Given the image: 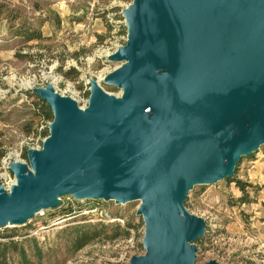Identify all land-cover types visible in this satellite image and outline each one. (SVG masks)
<instances>
[{
  "label": "water",
  "instance_id": "95a60500",
  "mask_svg": "<svg viewBox=\"0 0 264 264\" xmlns=\"http://www.w3.org/2000/svg\"><path fill=\"white\" fill-rule=\"evenodd\" d=\"M123 16L128 41L108 57L122 64L104 77L122 98L92 81L80 109L32 90L50 135L0 184V226L68 195L139 200L146 252L129 264H196L205 224L182 207L189 188L231 177L264 144V0H134Z\"/></svg>",
  "mask_w": 264,
  "mask_h": 264
},
{
  "label": "rangeland",
  "instance_id": "374dc122",
  "mask_svg": "<svg viewBox=\"0 0 264 264\" xmlns=\"http://www.w3.org/2000/svg\"><path fill=\"white\" fill-rule=\"evenodd\" d=\"M133 1L0 0V184L6 192L15 181L10 166L29 167L28 151L43 149L50 135L45 117L53 112L31 96L33 89L50 86L80 109L88 105L92 81L121 98L122 89L103 79L122 64L108 57L128 41L123 11ZM236 181L249 186L243 192ZM68 199L77 208L67 207ZM263 203L264 144L243 156L231 177L193 184L182 207L205 224L204 234L189 242L196 264H264ZM140 204L68 195L43 216L0 226V235L14 232L30 264H126L146 252ZM87 230L99 236L76 248L75 237ZM8 257L19 260L10 249Z\"/></svg>",
  "mask_w": 264,
  "mask_h": 264
},
{
  "label": "trees",
  "instance_id": "16d2710c",
  "mask_svg": "<svg viewBox=\"0 0 264 264\" xmlns=\"http://www.w3.org/2000/svg\"><path fill=\"white\" fill-rule=\"evenodd\" d=\"M31 96H35L36 98H39L35 94L31 95ZM47 109L51 110L49 106ZM45 118L49 119L50 121H53V115L51 114V112L48 115H46ZM47 135H48V133L45 132L44 136H47ZM235 183L238 187L241 188V190L243 192L245 191V188L247 186H249V185H247V183H243L241 181H236ZM240 202H246V200L241 198ZM263 205H264V203H263ZM14 236H15L14 232L4 234V235H0V238H3V239L7 238L8 239L7 243H0V264H30V262L28 261V259L26 257L25 250L17 242L12 240V238ZM98 236H99V232L89 233V231L87 230V231H84L83 233H81L80 235H77L75 237L74 244H76V248H80L87 241L94 239ZM8 249L13 251L14 253H17V255L19 256L18 261L8 257Z\"/></svg>",
  "mask_w": 264,
  "mask_h": 264
},
{
  "label": "built area",
  "instance_id": "2783aa9c",
  "mask_svg": "<svg viewBox=\"0 0 264 264\" xmlns=\"http://www.w3.org/2000/svg\"><path fill=\"white\" fill-rule=\"evenodd\" d=\"M68 200H69V203H68V201L66 202V206H67V207H70V208H72V209L77 208V206L74 205V203L71 201V199H68ZM43 215H44V210H39L38 212L35 213L34 216L37 217V216H43ZM101 215L104 216L105 214H104V213H103V214L101 213ZM129 261H130V260H127L125 263H126V264H129Z\"/></svg>",
  "mask_w": 264,
  "mask_h": 264
},
{
  "label": "bare ground",
  "instance_id": "6f19581e",
  "mask_svg": "<svg viewBox=\"0 0 264 264\" xmlns=\"http://www.w3.org/2000/svg\"><path fill=\"white\" fill-rule=\"evenodd\" d=\"M117 69V68H116ZM98 80H99V78H98ZM103 80H105V79H103ZM100 82V81H99ZM123 94V93H122ZM110 96V95H109ZM121 98H122V96H121ZM15 183V181L12 183V184H14ZM112 200H114V198H112ZM17 225V224H16Z\"/></svg>",
  "mask_w": 264,
  "mask_h": 264
}]
</instances>
